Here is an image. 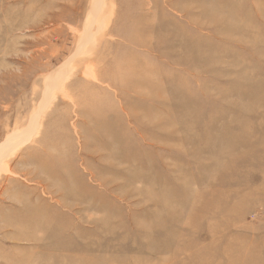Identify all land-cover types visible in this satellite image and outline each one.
Segmentation results:
<instances>
[{
	"label": "rangeland",
	"instance_id": "1",
	"mask_svg": "<svg viewBox=\"0 0 264 264\" xmlns=\"http://www.w3.org/2000/svg\"><path fill=\"white\" fill-rule=\"evenodd\" d=\"M0 264H264V0H0Z\"/></svg>",
	"mask_w": 264,
	"mask_h": 264
}]
</instances>
